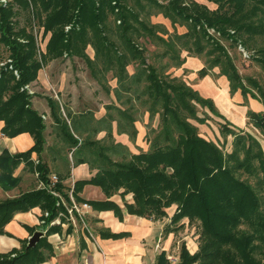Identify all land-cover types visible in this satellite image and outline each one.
Returning a JSON list of instances; mask_svg holds the SVG:
<instances>
[{
  "label": "trees",
  "instance_id": "trees-1",
  "mask_svg": "<svg viewBox=\"0 0 264 264\" xmlns=\"http://www.w3.org/2000/svg\"><path fill=\"white\" fill-rule=\"evenodd\" d=\"M206 1L216 4V7L210 9L204 2L196 0H163L164 3L158 0H7L6 4L0 5L2 25L8 18L13 20L12 15L17 12L15 6H18L27 11L32 8L37 17L44 13L42 36L50 31L44 49L39 51L33 34L23 27L13 31L6 25L12 32L11 37L0 36V43L7 47L11 59V63L0 67V120L4 123L1 132L8 137L27 132L34 141L24 152L10 154L5 149L1 152L0 183L16 184L19 177H13L12 171L20 161H24L29 170L37 172L44 185L41 189L23 192L0 202V230L16 211L35 205L42 212H47V216L42 214L40 217L44 221L45 234L60 231L61 224L49 225L57 216H60L61 222H67L66 232L72 230V224L65 218V204H69L70 199L62 178L57 176V181L51 184L47 165L32 159V153L42 151L45 124L41 115L31 107V96L20 88L35 80L38 71L49 60L69 53H83L85 56L87 44H91L94 58H99L102 63L101 69L115 72L117 85H127L126 88L130 89L131 85L145 80V87L137 96H147L150 101L147 110L149 121L158 114L157 126L160 124V129L156 127L153 130L152 138L147 136V151L125 155L127 159H110L109 146L97 147L98 150L94 146V150L85 148L87 156L78 154L80 157L75 162H86L96 172L87 179L74 182V200L99 210L111 209L121 216L118 204L108 199L118 193L125 212L151 220L166 217V209L173 206L166 229L175 230L169 226L177 225L184 218L189 222L198 221L201 228L198 249L189 253L182 244L176 264H257L253 256L256 248L254 241L264 243L260 197L250 183L240 180L235 173L243 171L256 177L254 183L257 186H264V147L250 132L236 131L226 121L218 123L224 138L222 145L199 135L198 128L190 120L205 123L209 115L199 116L196 103L213 115L224 117L211 99L200 97L182 78L172 73L165 76L158 74L156 68L146 62L147 48L137 43L138 38H146L152 44L159 42L163 48L157 56L169 59L167 68L180 67L184 63V58L180 56L183 50L194 56L205 51L211 59L208 65L198 70L199 77L218 67L219 73L229 81L230 94L240 90L242 95L249 93L264 103V91L258 81L253 77L243 78L223 45L197 28L201 22L215 29L230 26L237 33L230 39L231 44L243 36L241 41L244 45L253 46L257 36H264V0ZM151 8H159L169 18L173 26L171 32L164 28L159 35L155 25L140 16ZM114 13L120 21L112 32L109 16ZM65 23L71 25L67 32L63 29ZM177 25L184 26L185 31L177 33ZM204 42L212 45L211 48L206 49ZM257 50L264 53V46H258ZM257 58L264 67V59ZM131 61H137L140 67L129 74L127 66ZM14 69L18 78L13 74ZM250 86L256 89L257 94ZM48 105L54 122L68 130L63 135L76 142L67 123H63L66 121L59 103L48 98ZM120 114L127 118L129 136L133 139L136 135L132 125L134 119L125 110H121ZM246 117L247 123L264 135V111L247 110ZM229 135L232 137L231 146L230 151H226L224 143ZM88 144L93 145V142ZM86 184L100 187L106 199L80 198L78 193ZM127 194L132 195V202L126 200ZM242 222H247L253 231L237 235L234 228ZM102 235L113 238L123 236L122 233L111 232ZM47 247L46 238L40 237L33 247H25L14 256L1 255L0 264L41 261L45 258L43 250Z\"/></svg>",
  "mask_w": 264,
  "mask_h": 264
},
{
  "label": "crops",
  "instance_id": "crops-1",
  "mask_svg": "<svg viewBox=\"0 0 264 264\" xmlns=\"http://www.w3.org/2000/svg\"><path fill=\"white\" fill-rule=\"evenodd\" d=\"M181 55L184 58V63L180 68H170L169 73L182 78L200 97L211 99L219 113L224 117L223 119L215 116L208 110L209 119L205 123L200 124L196 121H191L198 128V133L200 131L199 135L210 140V138L205 136L206 134L201 133L203 132V130L201 131V126L208 128V124H210L211 128L208 129L213 137L211 141L213 139L218 144L216 139H219L223 142L224 138L219 132L218 123L225 121L228 122L230 128L236 131L251 132L249 129L251 124L247 123L246 112L247 110L255 112L264 111L263 101L260 98L251 96L249 93L242 95L240 90H236L233 94H230L229 81L226 76L219 73L218 67L211 68L199 81L196 80L198 70L205 65L204 61L199 56L188 54L184 50L181 52ZM244 55L248 57L245 53ZM38 86V88L44 91L49 90V87H51L58 101L59 96L63 95L62 90L64 85H57V91L53 89L52 85ZM75 92L74 88L72 95L70 93L66 94L68 95L65 102L66 110L62 103L59 102L62 116L70 127L73 137L81 141L84 135H89V132H91L95 140L102 142L109 139L110 145L115 146L117 149V154L123 155V157L131 153L135 154L148 150L149 141L146 139L148 133L146 130L147 125L145 124L149 120L148 111H145L141 118L131 116L134 119L132 125L136 129V135L133 139L129 136V122H127V118L125 119L122 114L115 116L114 119L112 118L108 126H99L97 129L96 127H84L85 125L80 121H84V123L87 121L85 119H76L74 111H71L73 109L72 106L79 99V94L75 95ZM41 95H45V97L35 100L36 97L34 96L31 99V107L47 123L48 140L46 148L39 157L35 153H32V159L35 162L41 160V162L47 165L50 175L55 174L62 178V183L67 187L69 196L73 183L77 180L89 178L96 172V169L86 162L76 163V159L78 156L80 157L78 153L75 155L74 161L72 154H75L73 151L78 146L70 149L66 148L69 159H65V155H61L58 152L57 147L60 144L66 145L69 139L67 136L61 135L59 131H56L57 129L55 130V126L58 123L54 122L48 105V98H52L50 97L51 95H46V92ZM114 105L124 110L122 105L116 104V102ZM106 112L103 104L99 108V116H96L97 120L106 118ZM139 119L144 120L145 123ZM71 121H77L76 123L79 122L82 125H74L76 130H73ZM3 124V121L0 120V154L4 149L10 154L24 152L33 145V138L27 132L13 137L5 136L1 132ZM59 137L61 138V143H57ZM231 140L232 137L230 135L225 139L228 151H230ZM87 154V151H85L83 157L87 156ZM92 162L93 160L91 159ZM37 175V172L31 171L25 166L24 161H20L12 171L13 177H19L18 182L7 185L0 183V202L17 197L26 190L41 187L43 183L38 179ZM78 194L80 198L85 200L106 199L101 188L92 184L84 185ZM71 197L79 213H81L79 214L81 219L77 218L78 212H74V210L71 214L68 213V208L72 207L69 197L70 203H64L67 210L65 218L68 223L72 224V230L66 232L67 222H61L59 217V220L53 224H61L60 231L45 234V229L43 228L44 221L40 218L42 214L45 216V212H42L38 205L29 207L26 210L16 211L0 230V256L4 254L14 256L22 252L27 247L28 239L37 230L43 232L41 237L46 238L49 247L43 250L45 254L43 260L25 264H176L179 261L182 244L185 245L189 253H194L198 249V244L193 239L190 238L188 240L187 236L180 237L181 227L184 223L187 225V220L183 219L178 225L169 226L175 228V230L170 231V229H166L171 216L168 215L167 211L166 217L155 220L127 213L124 210L120 195L116 193L108 199L113 200L121 208L122 213L120 212L121 216H119L111 209H95L91 206H86L84 202H76L72 194ZM125 198L128 202H132L131 194H127ZM49 225H52L51 221ZM106 232L122 233L123 236L117 238L105 237L102 233Z\"/></svg>",
  "mask_w": 264,
  "mask_h": 264
},
{
  "label": "rangeland",
  "instance_id": "rangeland-1",
  "mask_svg": "<svg viewBox=\"0 0 264 264\" xmlns=\"http://www.w3.org/2000/svg\"><path fill=\"white\" fill-rule=\"evenodd\" d=\"M159 2H163V0H158ZM198 2H204L210 9H214L216 7V4L207 2L206 0H196ZM166 2V1H164ZM163 2V3H164ZM16 14L12 15V19L8 18L7 21L3 22V25L0 22V36H10L11 30L15 31L14 29H19L23 27L24 29H27L26 31H31L33 36L35 37V41L39 49H44L45 42L48 38V34H50L48 31L46 35L42 36L43 27L41 26L43 23V18H45V14H40V16H35V13H32L33 9L31 8L29 11L21 9L18 6H15ZM32 10V11H31ZM144 20L147 22L155 25L156 32L161 35L164 28L168 30V32H171L173 30V26L170 23L169 18L164 16L159 10V8H151L148 9L146 12H143V15H140ZM109 25L111 31H115L116 25L119 23L120 19L117 14H112L109 16ZM7 22V23H6ZM66 24V25H65ZM64 24V31H69L71 29V25L68 23ZM6 25H9L11 28H7ZM177 33H182L185 30L184 26H175ZM197 28L201 29V32L204 34L212 37L213 41H216L217 43H220L223 45V47L227 50L228 54L230 55L231 59L235 63L240 75L244 77H253L258 81L260 84L261 89L264 91V67L259 63L256 59H259L257 57H262L264 59V53L262 51L257 50L258 46H264V36H257L254 40L253 46H246L245 43L241 41L243 39L240 37L241 40H237L235 43L231 44V40L235 36H237V33L233 31V28L230 26H225L221 28H214V26L207 24L206 22H201ZM6 30V32H4ZM14 33V32H13ZM115 41L118 43L116 38L113 36ZM205 41V40H204ZM157 42L156 40L154 41ZM137 43L144 45L147 48V51L145 53L146 62L150 63V65H153L156 68V71L161 76H165L166 73H169V69L167 68V64H169V59L158 57L157 54L162 50V46L157 42L156 44L150 43L146 38H138ZM204 44H206L204 42ZM212 45L206 44V49L211 48ZM93 48L91 47V44H87L86 50H85V56L83 53L78 54H62V56L55 58L53 60H49L42 69L38 71L37 78L29 83L24 84L23 87L20 88V90H25L28 95L31 96V99L35 96V100L44 98L45 95H41L42 93L46 92V95H51V99L55 100L56 102H61L64 109L66 110L65 102L67 101L68 95L67 93H70L72 95L73 89L75 88V95L79 94V99L74 103L72 106L73 109L71 111H74V116L78 120H86L87 122L84 123V121H80L84 127H90L96 129L99 126H108L110 123V120L115 118V116H120L121 109L119 107H116L114 103H118L119 105H122L124 107V110L126 113L132 117L141 118L142 114L149 109L150 101L147 98V96H137L138 92L144 89L145 87V80H142L139 84L131 85L130 89H127L126 86H119L117 85L116 78L114 76L115 72L108 71L105 72L103 69H101V61L99 58H94V52ZM244 53L248 56L246 57ZM180 56L183 58L180 52ZM199 58L202 59L205 63V65H208L210 62V56L209 54L205 53V51L199 55ZM5 63H11V59L9 57V51L5 45L0 43V67L4 65ZM11 67V66H10ZM139 65L137 61H131L129 65L127 66V72L133 73L136 70L139 69ZM174 69L180 68V67H173ZM13 74L16 78H18V72L17 70H13ZM201 77L196 75V80H200ZM38 85H52L53 89L57 91L58 86L57 85H64L63 86V95L59 96V101L55 97V92L52 90L51 87H49V90L44 91L40 88H38ZM71 85V86H70ZM117 85V87H115ZM128 87V86H127ZM250 89L257 94L256 89L252 86H250ZM43 101V100H41ZM106 103V107H105ZM263 104L262 102H260ZM106 109L107 116L106 118H102L101 120H97L96 116H99V108L103 106ZM198 110V115H204L208 112L207 108L200 107L199 104H195ZM160 108V106H158ZM216 107V106H215ZM157 108V110H159ZM217 109V108H216ZM218 110V109H217ZM159 112V111H158ZM185 114V112H184ZM140 120V119H139ZM43 123L45 124V128L43 130V143L42 151L40 153H35L37 157L44 151L47 145V131H46V125L47 123L42 118ZM141 122L145 123L144 120H140ZM194 121V120H190ZM77 122V121H76ZM75 121H71L73 130H76L74 128V125L81 124L76 123ZM67 123V122H63ZM158 123V114L155 115L154 119L152 121H149L145 123L147 125L146 130L149 137H153L154 132L153 130L158 127L160 129V124L157 126ZM81 124V125H82ZM68 125V124H67ZM61 124H57L55 126V130L59 131L61 135L65 134L68 130L65 129L61 130ZM70 129V127L68 126ZM208 128H211L210 124H208ZM206 126H201V132L202 134H206L208 138H213L211 132H209ZM200 129V128H199ZM249 129L251 130V134L254 135L261 143L262 147H264V135L259 133L257 130L253 129L251 126H249ZM49 130V129H48ZM200 133V131H199ZM215 135V134H214ZM83 136V135H82ZM217 138V137H216ZM215 138V139H216ZM227 138V137H226ZM61 138L59 137L57 140V143H61ZM76 142L73 143L72 140H68L66 142V145L60 144L59 147H57L58 152L62 155H65V159L68 158V152L67 147L73 148L74 146H79L75 152V154H72V158L75 161V155L85 153V148H88L90 150H94L93 146L98 150L97 147L100 146H109V155L108 157L112 160H121L123 155H118L116 152L117 149L115 146L110 145V140L108 141H99L95 140L94 136L91 135V132H89V135H84L81 141H79L77 138ZM213 141V139H212ZM89 142H93V145L88 144ZM214 142V141H213ZM216 142L219 145H222L221 140L216 139ZM83 145V148H80V146ZM90 145V146H89ZM224 149L227 150L226 143H224ZM227 147V148H226ZM111 149L114 151L112 152ZM126 159L127 157L124 156ZM34 160V159H33ZM32 171V170H31ZM235 175L240 179L247 183H250L253 190L256 191L259 194L260 197V212L264 216V186L261 184V186H257L256 183H254V176H249L247 173L243 171H238L235 173ZM44 185H41L39 188H33L30 190H26L24 192H30L35 191L37 189L43 188ZM95 189V188H94ZM23 193V192H22ZM52 193H54L52 191ZM168 212V215H172L174 211V207L171 206L170 208L166 209ZM264 219V218H263ZM184 220H187V225L184 223L181 227L180 237L181 236H187L188 240L191 238L193 239L197 244L199 242V233L201 231L200 224L198 221L189 222L188 219L184 218ZM183 219L179 222L181 223ZM178 223V224H179ZM177 224V225H178ZM236 234L241 233H250L253 231V229L248 225L247 222H242L240 224H237L234 228ZM196 237V238H194ZM256 248L253 252V256L257 262V264H264V243H262L259 240L254 241Z\"/></svg>",
  "mask_w": 264,
  "mask_h": 264
},
{
  "label": "built area",
  "instance_id": "built-area-1",
  "mask_svg": "<svg viewBox=\"0 0 264 264\" xmlns=\"http://www.w3.org/2000/svg\"><path fill=\"white\" fill-rule=\"evenodd\" d=\"M6 2H7V0H0V5H1V4H6ZM55 181H57V176H56L55 174H53V175H51V184H53ZM73 184H74V183H73ZM72 189H73V188H72ZM71 194H72V191H71L70 194H69V197H70V199H71L72 207H71V208H68V213L71 214V213L73 212V210H74V212H75V211L78 212V213H77V218H78V219H81V217L79 216V214H81V213H79V210H78L76 204L74 203V201H73V199H72V197H71ZM85 205H86V206H89L88 204H85ZM60 214H61V213H60ZM44 215L47 216V212H45ZM59 217H60V216H57L53 221H51V224H53V223H55L56 221H58V220H59Z\"/></svg>",
  "mask_w": 264,
  "mask_h": 264
},
{
  "label": "water",
  "instance_id": "water-1",
  "mask_svg": "<svg viewBox=\"0 0 264 264\" xmlns=\"http://www.w3.org/2000/svg\"><path fill=\"white\" fill-rule=\"evenodd\" d=\"M43 232L41 230L35 231L31 237L28 239L27 247H33L39 240V238L42 236Z\"/></svg>",
  "mask_w": 264,
  "mask_h": 264
}]
</instances>
